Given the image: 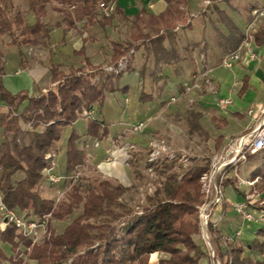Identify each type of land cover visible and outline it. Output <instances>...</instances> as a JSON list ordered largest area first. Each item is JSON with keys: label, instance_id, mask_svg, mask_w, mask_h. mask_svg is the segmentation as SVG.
<instances>
[{"label": "trees", "instance_id": "16d2710c", "mask_svg": "<svg viewBox=\"0 0 264 264\" xmlns=\"http://www.w3.org/2000/svg\"><path fill=\"white\" fill-rule=\"evenodd\" d=\"M99 1L110 2L25 0L35 19L29 25L19 9L11 16L14 11L12 0H0V35H7L9 44L17 47L44 45L50 32V27L41 21L46 15V6L61 16L56 26H63L64 32L78 30L77 23L81 21L84 25L80 33L94 24L104 28L111 24L113 14L101 15ZM164 2V10L157 15L141 9L130 21L128 39L111 42L107 66L116 67L119 61L127 59L125 67L117 73L90 65L82 46L73 55L84 58L88 71L76 68L66 73L60 65L49 63L52 87L35 95L26 90L12 94L1 83L4 71L0 52V101L6 107V112L0 113L3 137L0 141L1 205L5 211L22 213L26 218L40 220L49 214L45 236L40 243H32L12 223L0 230V264H148L150 255L156 252L164 255L158 264H199L205 257L206 253L195 240L199 234L197 206L203 199L200 178L209 169L208 160L194 163L180 175L172 171L166 174L173 168V160L157 165L158 171L165 175L162 188L134 210L121 202L128 191L121 183L91 179L84 192L78 184L71 183L77 167L85 162L84 154L76 144L79 135L72 131L65 146L64 174L70 182L65 198L54 203L37 192L43 171L52 166V151L56 149L62 130L79 120L82 111H88L94 105L101 107L106 94L128 92L127 86L119 87L118 82L125 73L133 71L131 50L143 46L146 54L153 53L157 59V53L165 52L163 43L173 38L178 22L188 27L189 16L183 9L187 7V1ZM226 24L236 30L229 19ZM251 37L256 46H264V27L253 32ZM242 38V34H229L230 53L244 42ZM246 88L247 79L244 78L238 96ZM139 100L146 102L151 97L141 92ZM237 116L242 117L238 113ZM211 119L218 127L226 124ZM108 127L109 124L102 120L88 119L85 135L101 141L108 136ZM194 129L205 134L199 126L191 125L190 130ZM221 140V137L215 139L216 149ZM245 160L258 161L250 172V180L256 181L247 192L248 195H258L264 192V151L246 153ZM128 165L136 170L131 160ZM228 168L220 182L221 187L230 186L238 195L244 196L238 189L236 177H227ZM16 174L21 177L14 179ZM254 208L264 211V203H255ZM75 210H80V214L56 233L52 221H64ZM208 232L221 264H264V233L261 230L244 246L221 240L211 223H208Z\"/></svg>", "mask_w": 264, "mask_h": 264}, {"label": "rangeland", "instance_id": "374dc122", "mask_svg": "<svg viewBox=\"0 0 264 264\" xmlns=\"http://www.w3.org/2000/svg\"><path fill=\"white\" fill-rule=\"evenodd\" d=\"M209 1L211 0L204 1L201 4L202 6L200 10L197 11V15L199 17L202 16V21L204 22L206 21L205 18L209 17H207L206 10L213 18H209V21L207 20L205 22L207 29L202 36L204 39L203 41L197 42L196 44L185 43V45L184 37L181 36L180 32L182 23L178 22L173 33L176 32V30H179L176 32L179 37V42L173 38L171 39L174 43L173 46L165 43V52L162 54L157 53V59L153 53L146 55L137 53L135 60L131 62V65L132 63L134 64V67H136L140 76L151 72L150 76L155 77L157 73H162L163 76L161 77L164 78L161 86L156 85L154 77L151 81L149 80L146 81L144 85L142 84L143 86L141 85L144 93L150 94V97L152 96L151 99H153L152 103L155 105V113L148 121L139 120L135 122H145V126L140 133H131V125L134 123H121L119 119H117V115H114L113 111L108 110L109 106L106 104L105 100L101 107L98 108L96 105L93 106L92 110L94 111L93 116L95 119L104 120L109 126H111V128L108 136L101 140V143L98 140L89 139L88 137H85V135H82V139H80V136L77 141L78 148L84 154L85 162L82 166L77 167L71 179V183L78 184L81 192H84L87 182L91 179L108 180L111 183L118 182L128 188V191L121 198V202L127 204L130 208L137 210L138 207L145 204L148 196H151L157 189L162 188L165 179V175L158 171L157 165L159 167L166 161L157 165L155 164L156 166H153L154 170L151 174H149L146 169L148 167L147 154L152 145L163 143L174 156L172 159L174 161V166L171 170H168L166 174L172 171L179 173L180 175L185 169L194 163H203L208 160L209 169L207 173H205L208 176L211 171L210 165L212 157L222 154L226 149L234 148L238 140L244 136L240 135L237 138L230 136L228 137L227 144L224 145V149L216 152L214 151V142L217 137V131H213L211 123L209 122V116L212 114L210 111H206L205 108L202 107H204L203 105L205 102L203 103V101L205 100V96L216 95V87L212 84V79L206 75V71L222 67L221 60L230 53V43L227 40L229 34L235 36L242 34L244 42L240 44L238 48L241 47V49H247L248 47L253 50V40L251 41V38L250 41L245 39L253 32L264 27V15L252 14V11L255 9L260 12L264 10V0H222L220 1L221 11L219 8L215 9L214 7L216 6L214 5L210 7V3L208 4ZM13 5L14 11L11 13V16H13L17 9L21 10L23 16L28 14L29 11L24 0H13ZM183 9L188 15L187 7ZM226 17L230 19L231 23L236 28L235 31L226 24ZM128 26V24L122 25L119 34L120 38H127L129 32ZM3 39L9 40V37L4 36ZM202 42H204V46ZM178 44H180V46H178ZM136 45H138V43ZM211 46L212 49L210 48ZM220 48H222L223 52L225 51L224 54L226 52L228 53L225 55H222V53L221 55H218V53H220ZM37 56L40 58V55ZM241 61L242 60L238 62ZM152 62L153 65H149L152 64ZM101 64L106 65V59H104ZM106 67L107 65L103 68ZM80 68L86 71L89 69L87 66H81ZM64 72L67 73L68 70L64 69ZM134 80L137 81V78H134L132 73H125L120 78L118 84L119 86L133 87V92H131L136 93ZM240 84L241 82L239 85ZM117 93V98L123 96L122 93ZM236 99L238 98L236 97ZM215 100L217 104L216 106L222 109L221 111H226L227 108L224 105L221 106L220 99L216 97ZM198 110L203 111L200 112L204 115L202 120L194 119L193 117L192 113H198ZM125 111L126 109L122 108L121 114H125ZM84 112L85 111H82L80 114L79 120L62 130L61 138L56 145V149L52 151V166L50 169L43 171V180L37 187V192L41 197L50 199L54 203L63 200L66 192L70 188V182L69 179L65 177L64 165L62 163L65 158L66 140L72 131L80 132L83 130V132H85V126L88 119L84 116ZM257 116H260V119L255 126L258 125L261 118L264 117V112L259 113ZM200 121L202 123L201 126H199ZM191 125H197L200 129L205 127V130L204 128L202 129L205 134L199 129L190 130ZM254 127H252L246 134L250 133ZM137 136H142V139L140 141L132 140V138ZM2 140L3 137L0 129V141ZM100 149H102L101 153L98 152ZM112 154L113 156L111 157L110 155ZM130 160L135 164L136 170H133L128 166V161ZM116 162L118 163L116 164ZM237 162L238 161H236L235 164ZM223 171L224 178L226 168H224ZM14 177V179H19L21 174H16ZM200 182L202 191L201 178ZM217 182H219L218 179L216 185L218 184ZM253 183L254 181L248 183V185L252 186ZM207 185H209L210 189L208 198L211 199L216 194L213 187H211L212 183L209 182ZM202 194L203 203L206 198L203 191ZM227 194L229 195V198H232L235 195L234 192L230 193L229 191ZM251 201L253 203V208L255 203H264L260 199H252ZM202 203L197 206V211ZM213 205L215 204H212L211 207ZM79 214L80 210H75L74 213L64 221L53 220L52 227L55 232H61L63 227ZM2 217L3 216L0 214V219ZM41 231L42 230H39L37 232L36 240L38 241H41L43 236ZM198 233H200V229ZM208 235L209 243L218 259L209 232ZM195 242L200 243L205 252L202 238H196ZM231 243H234V241ZM4 249L6 253H9L6 247H4ZM205 257L207 256L205 255Z\"/></svg>", "mask_w": 264, "mask_h": 264}, {"label": "crops", "instance_id": "0c3cea01", "mask_svg": "<svg viewBox=\"0 0 264 264\" xmlns=\"http://www.w3.org/2000/svg\"><path fill=\"white\" fill-rule=\"evenodd\" d=\"M204 1L206 0H187V12L189 16L187 23L189 24L188 27L181 26L180 30L181 36L184 37V44H196L204 40L202 36L207 29L205 22L207 20L209 21V18L213 19L207 10L205 12L207 13V17H209H204L206 20L205 22L202 21V16L199 17L197 15V11L200 10L201 4ZM220 1L222 0H211L208 4L210 3V7L213 5L216 6L214 8H219L221 11ZM110 2L114 4L115 12L113 13L111 24L104 28H101L98 24H94L80 33L79 30H81L84 25V21H81L77 23L78 30L71 29L64 32L63 26H56V23L61 19L60 15L52 11L49 6H46V15L41 18V21L50 27V32L48 33V38L45 40L44 45L38 44L35 46L17 47L9 44L10 38L9 40L3 39V37L7 35H0V52L2 54L1 59L4 71L1 76L3 87L12 94L22 90H26L34 95L37 94L38 91H45L53 86L50 83L49 63L60 65V69L63 71L64 69L69 71L70 69L86 66L82 56L73 55V52L78 51L82 46L84 47L85 55L90 65L103 68L108 65L109 62L111 42L126 41L128 39V36L126 39L119 37L122 25L128 24V28H130V20L141 9L149 14L157 15L165 8L164 0H110ZM23 17L25 22L29 25H32L35 21L34 15L30 11ZM227 19L229 18L226 17V21ZM178 31L179 30H176V32ZM176 32H174L173 38L178 40L179 37ZM83 39H86L85 43H83ZM171 39L166 40L163 43V47L166 48V45H164L165 43L173 46L174 43ZM202 43L204 46V42ZM252 45L253 51L258 55L257 60H245L233 63L230 68L219 67L215 70L209 69L206 71V75L212 79L211 82L216 87V95L205 96V100L203 101V103H205L202 108H205L206 111H210L212 114L209 116L211 128L213 131H217V137L222 138L220 146L217 149L215 148L214 142L215 152L225 148L224 145L227 144L228 137L234 136L237 138L240 135H245L260 119V116L257 115L264 112V46H256L254 43ZM178 46H180V44H178ZM210 48L212 49V46ZM219 52L218 55H221V53L222 55L228 53L226 52L224 54L225 51L223 52L222 48H220ZM137 53L146 55L143 46H140L137 50H133L132 62L135 60ZM37 55H40V58H38ZM104 59L107 61L106 65L101 64ZM149 65H153V62ZM132 68L133 71L131 73L134 78H137V81L134 80L136 93H132L133 87L127 86L128 92L123 94L122 97L117 98V92L109 93L105 96V102L109 106L108 110L113 111L114 115H117V119H119L121 123H135L139 120L148 121L155 113V105L152 103L153 99L146 102H140L139 100L140 93L144 92L142 86L146 81H151L154 76H150L151 72L140 76L133 63ZM161 76H163L162 73H157L154 77L156 85L161 86V83L163 84L164 78ZM244 78L247 79V88L241 96H238ZM240 82L241 84L239 85ZM216 97L219 98L220 101L227 102L224 105L227 108L226 111H221L222 109L216 106ZM236 97L238 99H236ZM122 108L126 109L125 114H121ZM4 112H6V107L0 101V113ZM200 112L203 111L198 110V113H192L194 119L202 120L204 118V115ZM237 113L242 115V117H238ZM212 117L218 121H225L226 124L218 127L216 123L212 121ZM199 124V126L202 125L201 121ZM110 128L111 126L108 127V130H110ZM203 128L204 130L206 129L205 127ZM76 133L79 137L81 136L80 139L83 138L82 135H85L83 130ZM85 137L88 136L85 135ZM88 138L93 139L90 137ZM141 139L142 136L132 138V140L135 141H140ZM101 142L102 141H100V143ZM77 147L79 146L77 145ZM101 150L102 149L98 150V152L101 153ZM62 163L64 165V162ZM117 163L118 162H116V164ZM257 163L258 161H238L233 167L228 168L227 177L233 176L236 177V179L244 181V183L238 187V189L244 193V196L238 195L232 187L226 186L222 188V202L210 208L208 212L209 222L215 231L218 232L221 240L230 239L234 241L235 245L244 246L256 236L258 230L264 233V220L247 221L234 210L235 205L246 203L248 200L260 199L264 202V192L258 195L247 194L251 188L248 183L256 181V179L250 180V172L256 167ZM228 191L230 193L234 192V197L229 198V193L227 194ZM245 208L252 214L257 213V210L252 206H245ZM221 248L223 249L222 246ZM162 256L164 255L157 252L151 254L148 264H158V260ZM199 264H212V261L208 257H204L200 260Z\"/></svg>", "mask_w": 264, "mask_h": 264}, {"label": "built area", "instance_id": "2783aa9c", "mask_svg": "<svg viewBox=\"0 0 264 264\" xmlns=\"http://www.w3.org/2000/svg\"><path fill=\"white\" fill-rule=\"evenodd\" d=\"M114 4L112 2L104 3L103 1L98 2V9L103 16H110L114 12ZM253 15H264V10L261 12L258 10L252 11ZM252 41L251 34L248 36V40ZM247 40V41H248ZM253 43V41H252ZM131 54L133 51L130 52ZM258 55L251 49H241L237 48L235 51L229 53L227 56H225L221 60V66L224 68H230L233 63L238 62L240 60H257ZM127 63V59L124 58L117 64L116 67H110L107 66L105 68L106 72L110 73H117L118 71L122 70ZM227 102L220 101L221 106L225 105ZM89 109L88 111L84 112V116L87 119H94L93 116L94 111ZM145 126V122H137L131 125V133L137 134L140 133ZM156 146V147H154ZM132 148V147H131ZM260 151H264V117L261 118L258 125H256L250 133L242 136L237 144H235V147L226 149L222 154L213 156L211 159V165H210V173L204 174L201 177L202 180V191L204 193V196L206 199H204L201 206L198 208V225L200 229V233L198 234L199 239L202 238V243L204 244L205 253L206 256L212 261V264H221L220 261L217 259L213 248L211 247L209 243V235H208V223L209 222V215L208 212L211 208L212 204H220L222 201V187L220 185V182L223 178V170L224 168H227L229 166H233L236 161H244L246 153L254 154ZM111 157L113 156L110 155ZM174 158L171 151H169L168 147H165L163 143H157V145H152L151 149L149 150L147 154V162L148 167L146 168L149 174H151L154 170L153 166H156L157 164L162 163L163 161H172ZM156 164V165H155ZM218 184L216 185V181ZM211 182L214 191L215 196L211 199L208 198L209 196V185L207 183ZM244 181L241 179H238V184H243ZM210 187V188H211ZM252 201L248 200L246 203L237 204L234 207V210L236 213L241 214L243 219L247 221H257V220H264V211L257 210L256 214H252L248 212L245 208V206H252ZM0 214L3 216L0 219V230H3L5 226L8 223H12L18 232L22 233L23 235L27 236L32 243H40L42 242L44 236H45V225L47 222V219L49 218V214L41 218L40 220H37L35 218L29 217L26 218L22 213H18L16 211H5L1 205L0 201ZM39 230H42L41 233H43V236L41 238V241L36 240L37 232ZM39 234V233H38ZM229 242H232L230 239H226Z\"/></svg>", "mask_w": 264, "mask_h": 264}]
</instances>
